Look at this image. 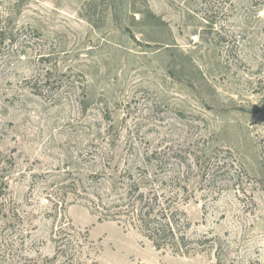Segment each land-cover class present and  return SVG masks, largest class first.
<instances>
[{"label":"rangeland","instance_id":"374dc122","mask_svg":"<svg viewBox=\"0 0 264 264\" xmlns=\"http://www.w3.org/2000/svg\"><path fill=\"white\" fill-rule=\"evenodd\" d=\"M140 193L205 249L157 250ZM71 228L81 264H264V0H0V264Z\"/></svg>","mask_w":264,"mask_h":264},{"label":"trees","instance_id":"16d2710c","mask_svg":"<svg viewBox=\"0 0 264 264\" xmlns=\"http://www.w3.org/2000/svg\"><path fill=\"white\" fill-rule=\"evenodd\" d=\"M165 204L162 202L158 204L156 198L154 201H149L143 193H140L135 199H130L128 196L121 197L115 207L125 208L120 209L124 211H119L117 214L130 217L138 225L141 234L157 250L168 249L172 253L182 256H189L204 250L203 241H193L188 235L190 223L185 219L186 215L179 212L178 209L171 210V207L165 206ZM116 220L121 221L120 219ZM56 235L58 241L55 259L61 264H81L84 259L83 250L87 238L81 237L73 228L68 233L61 230ZM190 244H197L196 246L201 247L197 248L195 245L191 247Z\"/></svg>","mask_w":264,"mask_h":264}]
</instances>
